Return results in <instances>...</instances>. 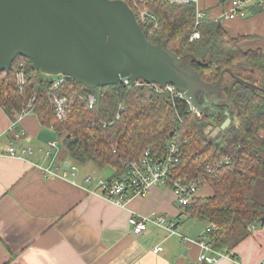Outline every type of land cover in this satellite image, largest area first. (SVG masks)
<instances>
[{
    "label": "trees",
    "instance_id": "1",
    "mask_svg": "<svg viewBox=\"0 0 264 264\" xmlns=\"http://www.w3.org/2000/svg\"><path fill=\"white\" fill-rule=\"evenodd\" d=\"M140 5L155 15L154 21L140 24L148 40L183 58L204 82L215 83L230 68L260 88L239 83L224 72L220 93L226 100L212 103L209 112L198 115L182 97L131 83L88 89L65 76L51 90L48 77L31 60L18 56L9 71L0 72V107L16 118L35 94L32 112L42 125L56 132L67 156L79 164L90 161L98 169H113L108 179L129 173L130 163L146 150L161 157L174 141L180 156L171 177L181 181L197 177L196 192L201 186L208 190L195 192L180 206L181 212L188 218L214 222L216 228L207 233V239L213 249L226 252L264 216V202L255 196V181H264V52L242 50L241 38L229 36L219 18L206 17L196 25L193 3L140 0ZM195 29L199 37L190 40ZM20 61L25 75L22 88L15 79ZM52 93L68 100L61 118L52 108ZM88 94L95 98L91 108ZM226 118L230 122L225 129L215 135L206 130L209 125L220 126ZM207 165H211L209 170Z\"/></svg>",
    "mask_w": 264,
    "mask_h": 264
},
{
    "label": "crops",
    "instance_id": "2",
    "mask_svg": "<svg viewBox=\"0 0 264 264\" xmlns=\"http://www.w3.org/2000/svg\"><path fill=\"white\" fill-rule=\"evenodd\" d=\"M231 1L197 0L194 5L208 18L219 17L229 36L241 38L242 50L264 52V6L243 0L245 15L227 18L223 14ZM51 141L56 145L50 148ZM10 145L22 156L8 155ZM23 149L30 153L22 154ZM71 161L56 132L32 111L17 119L0 107V264H208L197 260L201 249L192 242L207 238L208 222L193 229L190 220L203 221L185 219L170 188L156 185L119 206L101 195L95 181L84 182L86 175H95L88 173L94 171L90 165L84 174L69 171L64 178L41 172L43 167L61 173ZM101 170L105 178L114 172ZM150 213L173 222L175 233L147 223L134 234L131 217ZM157 246L161 249L154 252ZM226 252L230 257L211 264H264V222L248 227V235Z\"/></svg>",
    "mask_w": 264,
    "mask_h": 264
},
{
    "label": "water",
    "instance_id": "3",
    "mask_svg": "<svg viewBox=\"0 0 264 264\" xmlns=\"http://www.w3.org/2000/svg\"><path fill=\"white\" fill-rule=\"evenodd\" d=\"M18 56L31 60L46 76H67L88 89L122 79L132 85L139 79L171 84L198 113L226 100L220 93L224 72L239 83L260 88L230 68L215 83L204 82L183 58L148 40L124 0H0V72L9 71ZM229 122L226 118L212 134Z\"/></svg>",
    "mask_w": 264,
    "mask_h": 264
},
{
    "label": "built area",
    "instance_id": "4",
    "mask_svg": "<svg viewBox=\"0 0 264 264\" xmlns=\"http://www.w3.org/2000/svg\"><path fill=\"white\" fill-rule=\"evenodd\" d=\"M131 9L135 10V16L139 24L146 25L150 20L155 19V15L149 11L148 8L140 5V0H124ZM173 2L182 4V3H193L196 4L197 0H171ZM258 4L260 7L264 6V0H258ZM245 1L243 0H232L231 6L226 11L223 16L227 18L234 17H242L245 15ZM134 12V11H133ZM203 18H206V14L201 9H196L195 11V24L197 25ZM219 18V17H218ZM156 24H154L155 26ZM151 31V29H150ZM199 37V32L195 29L190 35V40L197 39ZM24 62L20 61L18 68L15 72L16 84L19 88H22L25 82V75L23 72ZM48 79L52 82L51 90L56 89L65 79V76L57 75V76H47ZM120 82L123 84H130L128 79H122ZM134 85H142L146 87H150L157 92H161L163 90L168 91L172 97H182L184 95L182 92L178 91L177 88L171 84L159 85L156 83H148L144 80L139 79L136 81ZM35 94L31 96L26 106L20 111L17 119L21 118L24 114H26L31 110V101H33ZM185 99V98H184ZM87 104L91 108L94 105L95 98L93 95L88 94L86 97ZM67 98L65 95H58L56 93H52L50 96V102L54 113L57 118H61L66 114L67 110ZM122 105L119 104L118 108H121ZM193 109V108H192ZM199 115V113L196 111ZM118 118V114L115 116ZM23 132L14 133V138H18ZM56 145V141L49 142V147H53ZM8 155L12 157H21L22 155L17 154L13 146H9ZM22 154L30 153V150L23 149ZM47 153H49V149H47ZM180 156V151L178 146L174 141H171L165 152L161 157L151 156L148 150L144 151L142 155L139 156L138 159L132 161L130 163L131 171L127 174L120 175L117 178L108 179L105 177H97L96 179L92 175H86L84 177V182L90 183L95 181V185L97 190L101 193V195L109 201L114 202L119 206H123L124 203L134 197V196H143L149 191L151 187L156 185L170 188L175 194V198L179 205L187 204L192 196L196 192V188L198 185V178L192 177L188 181H181L180 179H175L171 177L170 172L174 163L178 161ZM223 161L227 160V157L222 158ZM211 165H207L206 168L209 170ZM71 172L74 174L76 171V166L74 164H67L64 170L61 173H57L53 169L49 168H41V172L45 176L49 177H65L67 174ZM132 232L134 234H140L146 228L147 223H153L157 226L164 227L170 233H175L174 226L175 224L171 221H168L165 216L158 215L155 213H150L148 215H134L131 217ZM253 224L249 226L251 228ZM216 225L214 222H208L204 228V233H208L211 230L215 229ZM192 242L198 244L201 249V252L197 256L198 261H203L205 263L211 264L214 263L219 258L230 257L228 252L220 251L213 249L209 244L208 239H198ZM161 249L160 246H157L153 249L154 252L159 251Z\"/></svg>",
    "mask_w": 264,
    "mask_h": 264
},
{
    "label": "rangeland",
    "instance_id": "5",
    "mask_svg": "<svg viewBox=\"0 0 264 264\" xmlns=\"http://www.w3.org/2000/svg\"><path fill=\"white\" fill-rule=\"evenodd\" d=\"M224 77H226V76H224ZM200 99V101L206 106L207 105V102L205 101V99H203L202 97H200L199 98ZM205 109L207 110V111H209L210 109H209V107L208 106H206L205 107ZM214 127L215 126H213V125H209V126H207L206 127V130H208V131H212L213 132V129H214ZM264 134V133H263ZM75 166H76V171L78 172V174H84V171H83V168H84V166L85 165H90V168L91 169H94V171H88V173H91V172H95V175H93V174H89V175H92L95 179L97 178V177H100V176H105V174L104 173H102V170L101 169H98V168H96V166L92 163V162H90V161H88V162H86V163H84V164H79V163H75V162H73V161H71ZM107 170V169H106ZM106 172V171H105ZM83 178V177H82ZM82 180V179H81ZM207 189L205 188V187H199L198 189H197V194H205V193H207ZM255 196L258 198V199H260L262 202H264V181L263 180H260V179H258V180H256L255 181ZM175 201H176V199H175ZM176 203H177V201H176ZM178 206H179V204H178ZM185 216V215H184ZM185 219H187V217L185 216ZM191 222H192V224L195 226V228H193V229H195L196 231H198V229H202L203 227H204V225H205V222L203 223V222H196V221H194V220H190Z\"/></svg>",
    "mask_w": 264,
    "mask_h": 264
}]
</instances>
